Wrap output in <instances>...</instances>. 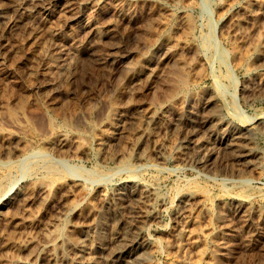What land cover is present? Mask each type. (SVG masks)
Segmentation results:
<instances>
[{
    "label": "rangeland",
    "instance_id": "rangeland-1",
    "mask_svg": "<svg viewBox=\"0 0 264 264\" xmlns=\"http://www.w3.org/2000/svg\"><path fill=\"white\" fill-rule=\"evenodd\" d=\"M16 1L0 0V179L11 176L9 186L23 191L19 200L0 204V264H48L66 238L80 240L78 228L92 221L106 192L132 176L160 197L194 194L187 205L176 200L166 210L156 204L161 214L150 224L152 251L142 264L215 263L222 206L232 209L229 221L241 203L251 223L258 222L255 211L264 215V69L255 61L264 43V0H63L45 13L37 7L28 30L13 31L10 21L24 12L21 4L35 5ZM122 56L130 58L120 67ZM79 57L86 60L75 63ZM70 60L73 79L62 71ZM158 111L167 113L166 125L178 117L185 123L194 112L197 121L220 113L252 127L262 159L241 182L225 175L239 168L231 153L214 161L217 172H205L180 148L181 125L157 135L163 163L151 142L139 167L103 164L98 140L111 133L118 116L137 117L113 152L125 154L141 119ZM47 160L62 173L35 168ZM237 233L229 255L234 264L262 258L264 238Z\"/></svg>",
    "mask_w": 264,
    "mask_h": 264
},
{
    "label": "bare ground",
    "instance_id": "bare-ground-1",
    "mask_svg": "<svg viewBox=\"0 0 264 264\" xmlns=\"http://www.w3.org/2000/svg\"><path fill=\"white\" fill-rule=\"evenodd\" d=\"M62 1L63 0H35L34 6H26V7H24L21 4L24 12L18 14L10 21L11 30L27 31L28 30L27 22L30 18L33 17L35 10L38 9L37 7H40V9L44 10L43 12L45 13L52 6L54 7V5H58ZM21 3H23V1ZM38 12L40 13V10ZM85 54L87 56L92 57V55L94 54V50L92 48L91 49L87 48ZM83 58L84 57L73 58V61L76 63L78 60H82ZM129 58H130L129 56H122V58L118 59L121 62L120 67L123 66V64ZM84 60H86V58H84ZM255 61L259 64L260 68L264 69V43L256 51ZM73 66L74 65L71 64V60H70V62H68L66 65L62 67V71L64 72V74L68 75L67 77L69 79H73L74 75L76 74V73L74 74L72 71ZM123 72H125V69ZM256 84L258 86V83H255L252 86L250 85V89L252 87L254 88L253 91H256L255 90L257 87ZM260 86L264 87V83H262ZM9 112L12 113L11 111ZM166 114L162 111L161 112L158 111V112L149 113L146 116H144V118H142L140 121L141 124L139 123L141 127L138 125L140 129L136 133H134L136 136L131 141L130 150L126 151L127 153L125 154H121V153L113 154L119 142L121 143L122 139L125 138L124 136L131 129L130 125L133 126L134 124H136L137 121L136 119L137 117L135 118L131 116L124 120L121 116H118L116 118L115 123L110 124L112 126L111 133L109 135L107 134L103 136L98 140V143L100 144L104 152V156L102 160L103 164L108 165L110 161L114 160L117 164L116 166L119 169L125 168L132 170L135 167H139L143 165L145 161H147L145 159L147 156L145 155L146 145L151 142H154V148H155L154 150L156 152L157 159L159 160V162L163 163L165 160L162 151L163 147L161 145H158V143L156 142L157 135L162 129H165L167 132L177 131L181 125H183V127L181 128L182 129L181 132L183 133V135L181 138L180 148L188 150L190 156L188 159L191 161V163H194L205 172L211 173L213 170L215 171L216 169H213L214 161L216 160L219 161L220 160L219 158L222 156V154L227 155L231 153L232 155H234L232 157L234 163H237V165H239V168L233 172L226 173L225 175L236 177V179L238 178L240 181L243 180L246 176L245 174L250 169H252L254 165L260 163V160L262 159L261 152L259 151V149L256 148V142H255L256 132L252 127H244V128L239 127L234 123L230 122L228 119L222 117L220 113L214 114V118H212V116L211 117L206 116L203 117L202 120L199 118L201 121H197L195 115H193L194 112L190 114L189 119L185 123L183 122L182 118L178 117V119L175 118L176 120L172 122H168V124L166 125L165 124L167 121ZM220 128H223L222 129L223 131L220 132L219 131ZM201 132L203 134L199 138V134ZM47 143L51 145L52 140L48 139ZM25 160H27V158ZM17 164L19 163L17 162ZM35 168H43L45 173L50 175L53 174L56 175L58 174V172L62 173L61 168H59L56 164L52 162H48V160L46 162H43V164L40 165L38 164L37 166H35ZM222 173L221 175H223L225 172L223 174ZM10 178L12 177L7 175L0 179V194L2 195V198L0 199V204H3V202L5 201H7L6 204L8 205L11 204L12 201L16 200V198L19 197L18 196L19 192L23 191L19 189V192H17L18 184H16L14 181L13 182L15 184L12 187H10L9 185L12 184ZM178 196H180V198H178ZM193 198H194V194L191 192H185V194L183 193V195H181L178 192V195L175 197H170V196L160 197L153 189L142 187L136 181L134 176H132L131 179L124 181L117 187L113 188L112 190L110 189V191L106 192V194L102 198L101 207L97 209L96 212H94L92 221L90 220L88 222L84 221L85 223L81 226V228L79 226H78L79 228L76 227L80 229L78 231V233L80 234L79 241H73L71 237L68 239L66 238L65 240L62 237V239L65 240L63 249L60 252L57 251L58 253L56 254L55 253L53 255L51 254V256L48 259V264H58V261H62L64 262V264H142L144 262H147L150 259L151 251H152L150 224H152L156 220L158 221L161 214L159 213L157 208H155L156 204L159 203V205L163 209L167 210L173 207L174 205H176L175 204L176 200H180L181 203L187 205ZM158 200L159 202H157ZM181 203L179 204L182 205ZM243 205L244 204L241 203L237 206L235 211L238 216L235 219V221L233 219H231L233 221H229V216L232 209L231 210L227 209V206L226 209L222 206L221 208L222 211L217 215L213 211H211V216L213 218L216 215V223L218 225L217 232L215 231L216 232L215 240H213L216 242L215 249L214 251H212V256L215 257V263L216 261L219 262L220 260H223L224 262L225 259L224 264H234L235 257L229 255L233 249L232 237L234 238L238 237L239 235V233H237L238 229L242 231L251 232L252 237H255L256 239L264 238V215L259 213V211H255L254 215L258 216V222L256 224H253L255 222L252 221L251 223V218L245 215L248 211L246 213L245 211H243L244 209ZM178 214L179 213L177 211L176 213L177 217ZM177 235L182 237V230L180 231L177 230ZM241 235L243 236V234ZM253 243L254 242L252 238L248 240V244L247 243L246 244L248 248L251 249V247H253ZM258 246L260 247L261 245ZM252 264H264V255L262 256V258L260 257L259 260L252 262Z\"/></svg>",
    "mask_w": 264,
    "mask_h": 264
}]
</instances>
